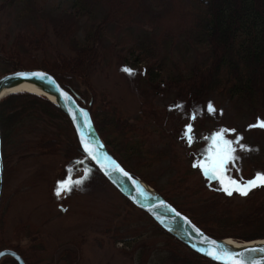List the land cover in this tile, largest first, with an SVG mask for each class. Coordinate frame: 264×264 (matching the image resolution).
Instances as JSON below:
<instances>
[{
    "label": "trees",
    "instance_id": "obj_1",
    "mask_svg": "<svg viewBox=\"0 0 264 264\" xmlns=\"http://www.w3.org/2000/svg\"><path fill=\"white\" fill-rule=\"evenodd\" d=\"M71 9L67 12L51 8L46 0H0V63L6 69L4 74L41 68L54 75L89 109L110 153L133 175L141 177L153 187L155 184L144 179L133 165L134 159L151 154L148 143L152 133L140 128L146 123L163 127L162 138L182 142L191 151L192 162L197 161L191 167L196 168L202 176L208 177L203 173L205 169L211 172L216 166H224L221 164L227 157L226 153L217 161L213 157V130L207 132L198 129V111L205 99L216 93L228 97L238 111H257L255 107L264 109V0H72ZM154 9L163 14L159 18L152 16L150 12ZM6 11L11 14L8 16ZM13 13L15 17L10 19ZM6 18L15 24L14 29H18V24L21 29L8 30L7 27L4 32L6 26L3 22ZM144 19L148 27L146 35L132 46L147 60L143 79L151 85L154 68L164 70L167 64L172 63L161 85L172 91L174 97L166 107H159L149 96H145L137 119L130 122L107 92L93 87L85 73V66L103 64L107 54L112 51L114 54V43H109L113 27L139 24ZM2 33L6 34L5 38ZM51 33L57 41L54 45ZM60 44L70 46L75 55L68 56L59 50ZM178 44L184 45L188 51L200 50L202 59L182 66L169 54V47H177ZM163 48L164 54L161 52ZM82 85L85 88H81ZM170 111H186L189 114V121L181 126L178 136L163 125L164 121L172 120L175 116ZM38 125H42L41 137L35 146L46 155L62 152L65 164L83 167L86 174L79 185L88 189L92 180L98 179L100 183L113 186L82 151L64 111L45 96L29 92L12 93L0 101L3 183L9 178L10 145L23 131ZM65 134L71 135L66 142L62 138ZM255 166L262 168L264 164L256 160ZM252 176L248 174L246 177ZM204 184L209 190L230 197L224 190L222 180L211 178ZM261 188L264 185L259 186ZM158 192L207 233L220 238L229 235L210 223L197 220L166 193L159 189ZM123 197L127 203L135 206ZM144 213L155 227L148 236L166 238L165 249L158 252L163 254L161 264H165V258L171 259L173 256L178 258L175 260L180 264H220L193 250ZM256 223L258 227H264V214ZM30 228L27 223L19 224L14 234L28 232ZM241 238H264V232ZM140 247L139 262L143 263L145 250ZM6 248L11 247L6 245L5 239L0 242V251ZM14 250L26 264H38L33 260L35 255H28L25 249L16 247ZM69 258L65 255L58 264H71ZM0 264L18 263L9 257Z\"/></svg>",
    "mask_w": 264,
    "mask_h": 264
},
{
    "label": "rangeland",
    "instance_id": "obj_2",
    "mask_svg": "<svg viewBox=\"0 0 264 264\" xmlns=\"http://www.w3.org/2000/svg\"><path fill=\"white\" fill-rule=\"evenodd\" d=\"M71 2L46 0L51 8L67 12L72 10ZM150 13L157 18L163 14L157 9ZM14 17L13 13L10 19ZM6 19L4 32L7 27L21 29L19 24L14 29L15 24ZM147 29L145 19L139 24L113 27L109 43H114V54L113 51L107 54L103 64L85 66L93 87L107 92L130 122L137 119L145 96L159 107H166L174 97L172 91L161 85L172 63L164 70L154 68L151 85L143 79L147 60L132 46L145 37ZM52 34L54 45L57 41ZM58 49L68 56L75 55L66 44H60ZM161 52L164 54V48ZM169 54L182 66L199 61L203 55L200 50L188 51L181 44L171 45ZM5 72L0 63V77ZM255 110L238 111L228 97L216 93L206 98L198 111V129L213 130L214 160L227 155L221 164L224 166H216L211 172L205 169L203 173L208 179L222 180L228 198L205 186L208 179L191 167L197 164L192 162L191 151L179 140L162 138L161 126L141 125L140 128L152 133L148 143L151 154L134 159L133 165L144 179L155 184L151 186L156 191L166 193L197 220L210 223L239 242L250 241L241 237L264 232V227L256 223L264 214V188L259 189L264 185V167L255 166L256 160L264 164V109L255 107ZM181 112L172 111L173 119L163 123L177 136L181 126L189 121V114ZM41 127H29L9 147V178L3 183L0 202V242L6 239L10 249H25L28 255H35L33 260L38 264H58L65 255L70 257L71 264H161L163 254L158 252L164 248L166 238L148 236L155 227L145 211L127 203L116 188L98 179H93L88 189L79 185L86 174L83 167L65 164L62 152L46 155L35 146L41 137ZM69 136L65 134L62 138L66 142ZM248 174L253 176L247 179ZM23 223L29 224L30 230L14 234V229ZM140 246L145 250L143 263L139 262ZM165 259V264H180L175 256Z\"/></svg>",
    "mask_w": 264,
    "mask_h": 264
},
{
    "label": "water",
    "instance_id": "obj_3",
    "mask_svg": "<svg viewBox=\"0 0 264 264\" xmlns=\"http://www.w3.org/2000/svg\"><path fill=\"white\" fill-rule=\"evenodd\" d=\"M25 81H35L50 90L60 105L52 102L60 107L69 118L84 154L122 195L150 215L166 231L185 242L199 254L217 263L264 264V244L260 246H228L224 243L225 238H218L204 231L152 186L150 187L154 189L156 195L147 190L142 183L143 180L128 171L110 153L88 108L79 103L77 96L64 88L48 71L40 68L24 69L0 77V100L3 97L4 89ZM3 174L4 161L0 129V202ZM7 256L12 257L19 264H26L22 256L14 249L6 248L0 251V261Z\"/></svg>",
    "mask_w": 264,
    "mask_h": 264
},
{
    "label": "bare ground",
    "instance_id": "obj_4",
    "mask_svg": "<svg viewBox=\"0 0 264 264\" xmlns=\"http://www.w3.org/2000/svg\"><path fill=\"white\" fill-rule=\"evenodd\" d=\"M18 92H29V93H33L36 95L46 96L49 100L54 101L55 103L60 105V102L58 101V99H56L53 96V94L50 92L49 89H47L46 87H44L43 85H40L39 83H37L35 81L20 82L11 88L4 89V91L2 92L3 93L2 98L6 97L9 94L18 93ZM142 183H143L144 187H146V189L149 190L152 194L155 193L154 189H152L150 187V185H147L146 182H143V181H142ZM154 195H156V194H154ZM224 243L228 246H231V247H242V246H247V245L260 246V245L264 244V238L245 241V242H239V241L233 239L232 237H225Z\"/></svg>",
    "mask_w": 264,
    "mask_h": 264
}]
</instances>
